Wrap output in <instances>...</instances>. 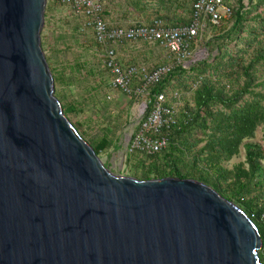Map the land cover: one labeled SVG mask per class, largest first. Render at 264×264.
<instances>
[{"label": "water", "instance_id": "obj_1", "mask_svg": "<svg viewBox=\"0 0 264 264\" xmlns=\"http://www.w3.org/2000/svg\"><path fill=\"white\" fill-rule=\"evenodd\" d=\"M47 0H0V264H262L239 205L193 178L112 173L54 94Z\"/></svg>", "mask_w": 264, "mask_h": 264}, {"label": "trees", "instance_id": "obj_2", "mask_svg": "<svg viewBox=\"0 0 264 264\" xmlns=\"http://www.w3.org/2000/svg\"><path fill=\"white\" fill-rule=\"evenodd\" d=\"M113 1L101 0L102 17L111 27L149 24L155 20H160L163 26L174 27L188 24L194 11V0H124L128 13L133 16L146 14L148 18L146 22L133 19L125 24L113 23L108 18L109 3L113 4ZM52 3L65 6L59 0H51L45 7V19L55 6ZM224 3L229 13L221 14L216 24L205 20L203 30L195 40L196 44L210 46L213 54L184 67L170 56L167 58L161 50V61L148 64L152 69L162 62L173 61L170 71L151 86L150 96L176 88L182 104L176 123L160 128L159 134L168 140L165 148L152 154L138 149L128 152L129 175L142 180L167 176L193 178L210 185L239 205L253 221L262 239L258 256L264 264V79L259 74L264 65V0H224ZM76 17L81 23L74 29L79 34L89 31L83 26V18ZM207 32L211 33L209 39H206ZM41 37H45L44 32ZM56 37L57 41L65 43L62 35ZM91 43L104 51L105 46L93 35ZM130 43L125 39L114 46L107 41L106 47L120 49ZM41 45L45 47L44 41ZM190 46L194 51V41ZM50 49V58L56 65L50 64L49 57L46 59L55 86L74 85L94 74L93 69L86 68L82 61L65 64L60 57L64 51L55 43ZM118 59L123 66L138 63L134 58L119 56ZM102 70L108 86L109 71L104 64ZM84 93L80 99H73L55 91L70 120L71 116L84 113L89 105L97 109L98 115L90 123L78 120L72 124L99 156L115 145V133L122 122L119 115L113 116L106 111L96 87H86ZM124 96L130 105L134 104V97ZM259 127L262 143L252 140ZM241 147L244 159L227 167V162L240 153Z\"/></svg>", "mask_w": 264, "mask_h": 264}, {"label": "built area", "instance_id": "obj_3", "mask_svg": "<svg viewBox=\"0 0 264 264\" xmlns=\"http://www.w3.org/2000/svg\"><path fill=\"white\" fill-rule=\"evenodd\" d=\"M59 1L74 15L81 16L83 26L100 45L105 46L100 56L102 64L109 71L108 87L135 98L134 114L137 123L129 136L128 150L138 149L152 154L165 148L167 137L160 135L159 131L164 125L176 123V115L182 104L180 92L176 88H168L154 93L151 97L150 88L170 71L174 65L173 61L181 63L184 67L194 63V51L190 45L194 41L197 46L195 40L203 30L205 20L216 24L221 14L229 13L224 0H194L191 21L174 27L163 26L160 20L149 24L111 27L102 17L101 0ZM125 39L132 43L140 41L156 45L173 61L162 62L152 69L143 62L123 66L117 57L116 48H107L106 43L110 41L115 46Z\"/></svg>", "mask_w": 264, "mask_h": 264}, {"label": "rangeland", "instance_id": "obj_4", "mask_svg": "<svg viewBox=\"0 0 264 264\" xmlns=\"http://www.w3.org/2000/svg\"><path fill=\"white\" fill-rule=\"evenodd\" d=\"M149 1L153 2L154 0ZM48 3H51V0H47L46 5ZM52 5L55 4L52 3ZM142 21L144 22V19ZM80 23V18L71 14L68 8L59 4L54 6L46 19L44 17V24L41 33L44 32L45 37H41L40 33V41H44L45 47L43 48L42 45L41 47L44 51L45 57H49L50 64L52 66L56 65V63L50 58V48L51 45L55 43L57 48H61L64 51L60 57L64 60L65 64L74 63L76 60L82 61L85 63L86 68H91L94 72L93 75L88 76L86 81L74 85L55 86L54 84V94L55 91H59L70 98L74 99L77 97L80 99L81 96L85 94L86 87L93 86L97 88L99 99L106 106V111L113 114V116L119 115L120 121L122 122L120 130L115 133V145L108 150L101 152L99 157L103 164L107 166L112 173L117 175H129L131 168L127 161V154L129 152L128 143L129 136L135 129L137 123V118L134 114L136 105H130L127 97L121 94L118 90L110 89L107 86V81L105 82L106 74L102 70V60L100 56L102 52L92 45V34L89 31L79 34L78 31L74 29L75 25H79ZM56 35H62L65 37V43L63 44V42L57 41L58 38ZM210 37L211 33L207 32L206 39H209ZM211 49L210 46L205 47L198 43L194 48L193 53L195 61L208 58L209 54L214 53L211 52ZM121 50L125 53L124 58H134L137 62H143L147 65L149 63L161 61L162 51L156 45H150L145 42H134L121 47ZM259 74L261 75V79H264V65L260 67ZM96 115H98L97 109L89 105L84 113L78 116H71V120L68 119L71 122L81 120L84 124H87L90 123ZM261 135L262 130L259 127L256 130L255 138L252 140L260 141L262 143ZM243 159L244 151L241 147L240 153L237 156H234L226 165L227 167H231L233 164L242 161Z\"/></svg>", "mask_w": 264, "mask_h": 264}, {"label": "crops", "instance_id": "obj_5", "mask_svg": "<svg viewBox=\"0 0 264 264\" xmlns=\"http://www.w3.org/2000/svg\"><path fill=\"white\" fill-rule=\"evenodd\" d=\"M109 15L108 18L111 20H113L114 22L117 23H129L131 22L133 19H144V22H146L147 20V16L146 14L140 15V16H133L132 13H128L127 9H126V5L124 4V0H114L113 4L109 3ZM141 20V21H142ZM143 22V21H142ZM116 54L119 57H124L125 53L122 52L121 48L116 49Z\"/></svg>", "mask_w": 264, "mask_h": 264}]
</instances>
